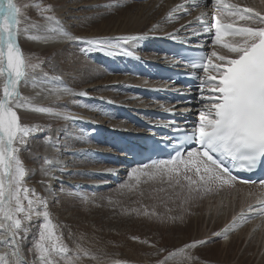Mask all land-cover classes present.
<instances>
[{
	"label": "snow or ice",
	"instance_id": "snow-or-ice-1",
	"mask_svg": "<svg viewBox=\"0 0 264 264\" xmlns=\"http://www.w3.org/2000/svg\"><path fill=\"white\" fill-rule=\"evenodd\" d=\"M114 2L121 6L119 0ZM207 3L208 0H184L167 13L166 19L191 15L193 9ZM214 3L218 13L212 17L214 24L209 22L206 12H201L195 23L204 33H211L214 27L213 43L226 51L213 50L210 55L183 61L191 69L187 75L200 81L195 86L199 98H194L201 105L198 121L190 131L177 125L175 120L164 125L173 132H183L173 144L175 155L166 160H152L150 164L133 169L129 177L136 185L140 177H147L148 180L159 178L162 183L166 182L173 188L178 186L181 191L186 188L188 199L201 190L211 191L212 185L235 186L237 180L255 183L234 175L233 169L252 171L259 164H264V13L251 7L229 4L226 0H214ZM29 7L39 11L43 23L31 21L27 15ZM225 17H231L232 21L225 22ZM237 20L244 24L238 25ZM193 23L188 21L181 28L187 32ZM32 30L42 31L43 34H31ZM179 31L177 29L176 34L167 35L174 40L180 39ZM22 34L34 41L46 42L56 38L76 41L86 45L81 48L82 52L95 48L110 55L126 56H133L132 46L148 38V34L94 38L74 36L65 30L51 3L18 5L16 0H0V247L7 249L0 252V264H79L84 258L99 261L100 257L80 244L73 248L64 242L63 232L51 219L47 198L27 184L30 170L25 167L20 153L27 148L34 134L45 133L46 145L57 153L61 151V146L59 136L53 135L51 124L24 123L21 111L43 114L55 120L75 117L66 115L58 107L35 103L34 98L24 95L22 89L29 84L33 88L39 87L36 96L47 92L54 97V103L66 95L87 96V93H73L67 87L48 89L46 86L58 78H49L48 73L43 71V60L33 63L25 56L19 43ZM190 35H199V32L193 28ZM225 36H231V42H226ZM182 42L187 43V40ZM174 63L180 66L182 61L175 60ZM37 70L43 73L40 85L37 84ZM189 88L191 92V86ZM165 111L173 112L172 109ZM184 123L187 125L188 120L185 119ZM58 163L61 162L57 157L43 156L39 170L46 179L40 183L50 187L51 181L57 179L55 173L65 171L66 166L55 167ZM259 183L264 188V180ZM123 187L126 185H121ZM127 187L131 191L133 186ZM257 205H249L247 211L242 209L239 220L247 222L257 216L264 218V199L258 200ZM37 221L41 222L37 224ZM233 221L232 227L237 217H233ZM34 225L37 234L25 252L24 244ZM229 230L223 232L225 239ZM221 234L214 233L215 236ZM207 243L208 240H193L177 252L185 254L186 249H195ZM175 256L176 253L170 252L157 264H166ZM185 259L190 261L192 257L185 254Z\"/></svg>",
	"mask_w": 264,
	"mask_h": 264
},
{
	"label": "rangeland",
	"instance_id": "rangeland-1",
	"mask_svg": "<svg viewBox=\"0 0 264 264\" xmlns=\"http://www.w3.org/2000/svg\"><path fill=\"white\" fill-rule=\"evenodd\" d=\"M67 2L68 0L65 1V4ZM16 3L18 5H32L36 3L48 4L51 2L49 0H16ZM104 3H110L115 8L126 7L121 1H119V5L121 6L116 5L114 0H98V5H93L91 8L86 6L81 8L78 7L80 4H76L74 5L75 10L78 12L76 16L77 14L80 16L77 22L82 20V16L89 13L90 10L93 11L94 8L95 11L110 10L107 16L113 15L116 10L106 8ZM51 4L56 8V3L54 4L52 1ZM128 7L136 11L139 5L128 4ZM80 9H83V12ZM27 15L31 18L32 22L42 19L35 7H29ZM99 21H101L100 18L96 22ZM152 24L153 22H150L147 26ZM80 26L81 29H84L88 27V24L82 21ZM79 37L84 38V35ZM78 45L79 43L74 41L68 44L67 49L68 51L81 49ZM21 48L25 56L29 57L33 63H37L40 60L44 61L42 68L44 72L48 73L49 77H58L61 82H68L66 77L69 73H64L63 71L65 59H61V63L56 62L55 66H57V70L61 68V71L54 73L51 72L54 65L51 64L50 57L34 53L27 50L24 46H21ZM134 48H132L134 55H123L124 58L141 59L144 58V55L150 54L148 49H144L143 53H139ZM90 51H93V49H90ZM98 53L101 55L105 54L104 51L100 50ZM149 56L152 57V55ZM110 57L109 55L108 59ZM112 58L114 65H118L120 70L123 71L120 62L115 60L114 55H112ZM101 64L103 66V63ZM125 72L127 74H118L121 77L116 80L117 84H114L129 85L131 84L130 81H135L137 76H133L130 74L131 72ZM37 74L43 76V73L39 70H37ZM69 75L71 76V74ZM105 75L107 76V74ZM78 91L77 93L82 92L81 89ZM126 93L124 92V95ZM75 96L69 99L75 100L78 103L81 98L93 99V101H88L91 104H88L89 110L97 112V118L103 117L104 111L99 112L98 109L96 111V107L94 106V103L99 101L96 99L97 96L88 94L87 96ZM99 98L109 100L107 97L101 96ZM136 100L138 101L137 98ZM136 100L134 99L133 102ZM67 105V107H70V102H67ZM81 106L85 107L87 103H83ZM89 110L87 109V112ZM84 116L80 118V121L72 119L71 122H67L66 129L55 134L59 136L58 143L61 145L63 143L65 145L67 139V150L71 146H76L72 149L71 153H67V159L73 158L75 160L76 158L77 161L84 160L86 158L84 151L88 152V149H94L95 151L97 149L96 147H91L85 148L84 151H77L80 149L79 147H81V143L84 141L83 139L87 140V137H90V135H95V132L87 131L88 128H91L89 124L91 121L88 115ZM104 121H106L105 116ZM23 122L39 124L41 121L25 118ZM81 123L85 124L84 127ZM106 123L109 124V121ZM114 123L119 124L118 119H114ZM76 130H79L80 137L77 143H73L70 134L74 131L77 132ZM65 131L67 132V136L60 133H64ZM45 135V133L34 134L29 140L27 148L20 153L25 167L30 170L27 184L29 187L35 188L41 196L47 198L51 219L55 225L59 226V230L63 232L64 242L73 248L78 243L82 248L100 257L99 261L84 258L79 264H104L117 262L118 260H127L131 264H157L158 261H163L170 252L176 253V256L175 258L168 259L166 264H264V221L249 223L248 221L239 220L238 217L241 210L246 209L252 199L251 193L244 190L247 188L242 189L240 186L223 191H219L218 188H212L211 191L201 190L198 193H194L191 198L186 199L188 197L186 188L181 191L178 186L173 188L166 182L162 183L159 178L148 180L147 177H140V182L136 185V182L129 177V173L132 170L122 172L121 181L118 184H113L109 177V173L112 170L100 167L102 164H105L100 162L101 160L94 161L93 164H87L82 169H78V171L95 172L97 176L100 173L101 176H106L104 180L96 182L94 181L96 177L88 174H84L79 178L76 175L77 169L74 168L76 166L71 165L73 171L69 173L74 174L75 178L68 179L67 177V187L63 185L62 181L57 182L56 179L52 180L50 187H48L40 183L42 179L46 178L37 173L38 170L36 169L35 171L32 168L34 165L30 164L29 160L24 156V153L30 149V142L37 140L38 136ZM79 152H83L84 154ZM181 182L186 183L183 180ZM121 185H126V187L121 188ZM127 185L133 186L131 191ZM161 189L164 190L161 191ZM233 217H237L234 227H232L234 224ZM40 222L37 221L36 223L39 224ZM229 228L231 230L227 231V239H225L223 232ZM70 232L72 233L71 239H69ZM214 233L222 234L215 236ZM36 234L37 230L34 225L28 240L24 244L25 252L31 246L33 236ZM193 240H208L209 243L198 246L195 249H186L185 254L192 257L189 261L185 259V254H181L177 250L183 248L185 244H189ZM152 245H155V247Z\"/></svg>",
	"mask_w": 264,
	"mask_h": 264
},
{
	"label": "bare ground",
	"instance_id": "bare-ground-1",
	"mask_svg": "<svg viewBox=\"0 0 264 264\" xmlns=\"http://www.w3.org/2000/svg\"><path fill=\"white\" fill-rule=\"evenodd\" d=\"M52 1L54 4L55 3L57 4L55 8L56 16L60 18V21L62 22V25L65 28V30L72 33V35L74 36L84 35V38H89V37L94 38V37H117L116 35H122V36L140 35L142 33L148 34V38L141 40L138 45L132 46V48L135 47L134 49L137 52L139 51V53H143L144 49H146L145 47L146 41L147 43L148 41L150 43L155 41L154 39L155 33H157L158 35L169 34L171 32H173V34H176V30L179 29L180 31L178 35L183 34L184 31L186 30L182 29L181 25H184L185 24L184 21L189 20V17H190L188 16L187 18H184L183 16H180L179 19H175V20L166 19L167 13L171 11L176 5H179L182 0H145L143 2H135L132 0H119L123 4H125L126 7H121V8L119 7L115 8L113 6L107 7V5H112V4L104 3L106 8L108 9L112 8V10L113 9L116 10L113 15L107 16L110 10L103 9V11H95V8H94L93 11L90 10L89 13L82 16L81 18L82 20L77 22V19L79 20L78 17L80 16L79 14H77L76 16V13L78 12L75 10L76 8L74 7V5L80 4V6L78 7L83 8L86 6L88 8H91V6L93 5L94 6L98 5V0H95V1L68 0L66 4H65V1L67 0H61V2H59V0H49V2L51 3ZM236 1L238 2V4L243 5L244 7H251L257 11H260L261 13H264V0H236ZM128 4L139 5V7L135 11L134 9L129 8ZM80 10H82L83 12V9H80ZM99 18L101 19V21L96 22ZM228 19L232 21L231 17H228ZM82 21L88 24L87 28H84V29L80 28ZM189 21H192V20H189ZM150 22H153V24L150 26H147V24H150ZM33 23H43V21L42 19H39L37 21H34ZM236 23L240 25L244 24L243 21H239V20H237ZM154 26H158V27H154ZM92 28L94 29L90 31ZM150 29L152 30L151 32H149ZM78 33H83V34H78ZM112 33L114 34V36ZM31 34L42 35L43 32L32 30ZM231 40H232L231 36L225 37L226 42H231ZM72 42L74 41H68L63 38H56V39L48 40L46 42L45 41H34V40L26 38L25 34H22L19 38L20 45L26 47L27 50L33 51L34 53H38L39 55H42V56L45 55V57H48V58L50 57L51 64L54 65L53 68L51 69L52 70L51 72L55 73L56 71H61V68L60 70H57L58 68L55 65H56V62L61 63L60 60L65 59V63H64L65 65H63L64 67L63 71L64 73L71 74V76L68 74L66 77L69 83L66 81L65 83L61 82L59 78L57 77L58 79L52 80L51 83H49L46 86L48 89L67 87L73 93H77L79 92L78 90L81 89L82 92H86L88 95L97 96L96 99L99 100L98 102L100 104L97 101L94 103V106L96 107V111L98 109L99 112L104 111L105 113L102 115L103 117L97 118L96 117L97 112L89 110V105L91 104L88 103V101H93V99L89 100L88 98H81L80 100L81 104L87 103V106L82 107L81 104H79L80 102L78 103L75 100L69 99L70 97H74L75 95L73 96L66 95L63 97L61 101L54 103V97L52 95H49L47 92L42 93L40 96H36V92L40 90L39 87L33 88L32 85L29 84L28 87H25L22 89L24 95L33 97L34 102L37 104H40L41 106L58 107L66 115L75 117V119H73L74 121H80L81 120L80 118L85 117L84 115H88L91 121V123H89L91 128H88L87 131L95 132V135L94 134L90 135L89 133L90 137H87V140L83 139L84 141H82L81 147H79L80 149H78L77 151H84L85 148L88 149L91 147H96L97 149H95V151L94 149H88V152L84 151V153L86 154H84L83 152H79L86 156L84 160L77 161L76 158L74 160L73 158H70V157H69L70 159H67L68 154L71 153L72 149L76 147L74 145V146L69 147V150H67V139H66L67 137L65 138L66 141L64 140L65 145H63L64 144L63 142H62L63 143L62 145L59 144L62 147L59 153H57L52 148L46 145L44 136H38L37 140H34V141L32 140L30 142L31 145H29L30 149L24 153L25 154L24 156L27 158V160H29L30 164L34 165L32 168L35 171L37 169L38 170L37 173H39L41 176L42 174L41 172H39L40 171L39 169L42 164L43 156L46 154L50 157H57L61 163L56 164L55 167L57 168L65 167V166L66 167L63 173L59 171L55 173V175L57 176L56 181L57 182L62 181L63 185L66 187H67V177L68 179L75 178L74 174L69 173L70 171H73V169H71V165L76 166L74 168L77 169V170L75 169L77 171L76 172L77 177L80 178V176H83L84 174L92 175L96 177V180H94L96 182L104 180L106 176H101L100 173H98V176H97L96 175L97 173L95 172L93 173V172H89V171L87 172L83 170L78 171V169H82V167L86 166L87 164H93L94 161L96 162L97 160H101L100 162L104 161L107 164L106 163L102 164V166L100 167H103L104 169L110 168V170H112V173H109V177H110V176L117 174V172L113 170L115 169L120 170L122 168L120 166L116 167L115 165H112L108 162V154L111 152V149L104 143L101 137H102V134L104 133V128L107 126H110L112 129L122 132L124 130L131 129V125L127 123L124 117H121L118 109L115 106H112L110 103H108L107 100H106L107 102H105L99 99V97L101 96L107 97L109 101L115 100V101H119L117 103L127 104V105H131L134 107H139V106L152 107L150 106L149 102L148 103L142 102L141 98L137 94H134L131 91L130 84L129 85L128 84L127 85H122V84L116 85L117 84L116 80H118L121 77V75L114 73L113 70L111 69V67L114 65L112 55H114L116 61H119L118 56L121 54L113 53L110 55L105 52V54L101 55L98 53L99 50L95 48H90V49H93V51H90L89 49L87 52H82L81 49L68 51L67 46L68 44ZM78 46H80V48L86 47V45H83L81 43H79ZM217 51L223 52L226 50L217 49ZM109 55L111 56L110 59H108ZM149 55H152V53L150 52ZM99 62L100 64L103 63L104 66H101L102 64L100 65ZM126 70L123 69L124 72ZM105 74H107V76ZM36 75L39 77L37 84L40 85L41 81L43 80V76L37 73ZM49 78H52V77H49ZM130 82L132 85L136 86L139 84H145L147 80L137 76L135 81L132 80ZM128 90L130 92H127L124 95V92ZM136 98L138 99V101L136 100ZM134 99L136 100L135 102H133ZM67 102H70L71 104L70 107H67L68 106ZM87 109L89 110V112H87ZM21 115L23 117V120L25 118H32V119H37L38 121L40 120L41 122H39V124L41 125L46 124V123L51 124L54 130L53 135H55L56 133H59V131H64L66 129L67 122L69 121L71 122L72 120V119L55 120L43 114H36V113L25 112V111H21ZM104 116L106 117V121H104ZM114 119H118L119 124L114 123ZM107 121H109V124L106 123ZM81 125L84 127L85 124L81 123ZM99 125H101L102 127H99ZM60 133L65 134V136H67L66 131L64 133L63 132H60ZM70 135L72 136L71 137L72 142L77 143L78 138L80 137L79 130L77 132L75 131L72 132ZM79 153H76V154H79ZM117 175L119 176L120 174H117ZM238 186H241L242 189L246 188L245 185H238ZM5 251H7V249L0 247V252H5ZM104 264H131V263H129L127 260H123V261L118 260L117 262L104 263Z\"/></svg>",
	"mask_w": 264,
	"mask_h": 264
}]
</instances>
